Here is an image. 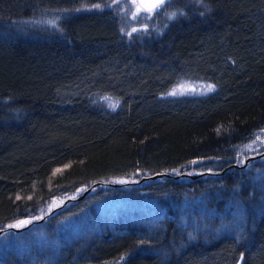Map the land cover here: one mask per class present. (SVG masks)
<instances>
[{
    "label": "trees",
    "instance_id": "1",
    "mask_svg": "<svg viewBox=\"0 0 264 264\" xmlns=\"http://www.w3.org/2000/svg\"><path fill=\"white\" fill-rule=\"evenodd\" d=\"M114 2L0 0V264H264V157L233 166L264 127V0H168L131 36ZM188 79L215 89L163 96Z\"/></svg>",
    "mask_w": 264,
    "mask_h": 264
},
{
    "label": "rangeland",
    "instance_id": "2",
    "mask_svg": "<svg viewBox=\"0 0 264 264\" xmlns=\"http://www.w3.org/2000/svg\"><path fill=\"white\" fill-rule=\"evenodd\" d=\"M119 4L120 12L122 17L125 18L123 24L124 33L128 34H138V33H146L150 28L160 29L163 25V22L166 23L168 19H171L172 14H176V11L173 10L175 7L174 4L169 3V5H163V7L158 8L151 13H146L143 8L137 9L136 5H140L138 0H115L113 4ZM112 5V4H111ZM110 5V6H111ZM135 16V18H133ZM161 19V20H160ZM163 20V21H162ZM165 20V21H164ZM56 16L45 17L43 19H39V24L49 25L50 27H55L57 25ZM137 29V31H133V29ZM129 35V36H131ZM211 86V87H210ZM215 89V85L203 81L198 80H182L176 83L167 93L163 94L164 97H178L184 96L187 94L190 95H205L211 93ZM208 92V93H207ZM172 93H175L174 95ZM205 93V94H204ZM251 145V147H247ZM264 151V127L254 132L253 137L247 142L238 144L233 149V154L236 158V163L242 165L245 159L251 155H255ZM199 163V164H198ZM193 163L192 166L195 168L193 171L186 173L187 177H190L191 174L203 176L205 173H212L213 168H217L218 164L215 162L213 164H205V162ZM198 166V167H196ZM86 190V189H85ZM85 190H80L76 192L72 196H67L69 198L78 199V197L84 195ZM85 197V196H84ZM83 197V198H84ZM66 198V197H65ZM64 199H57L47 209V213H51L54 209L59 208V206L65 203ZM36 217H29L23 220H37ZM18 221L13 222L10 225L16 224ZM29 224V223H28ZM27 225V224H25ZM22 225L21 227L25 226ZM8 240L6 237L0 236V243Z\"/></svg>",
    "mask_w": 264,
    "mask_h": 264
},
{
    "label": "water",
    "instance_id": "3",
    "mask_svg": "<svg viewBox=\"0 0 264 264\" xmlns=\"http://www.w3.org/2000/svg\"><path fill=\"white\" fill-rule=\"evenodd\" d=\"M138 1H139L140 5H143V4H153V3H156V2H157V0H138ZM167 1H168V0H163V5H164ZM157 9H158V8H157ZM154 10H156V9H154ZM154 10H153V11H154ZM261 157H264V151L261 152V153H258V154L251 155V156L247 157L242 165H239V164H237V163H234L233 166H234V167L244 168V167H246L250 162H252L253 160H255V159H257V158H261ZM165 175H166L165 173H157V174H155V175L145 176V177H143L141 180H139L138 182H131V181H128V180L125 181V182H126L127 184L142 183L143 181H146V180L162 178V177H164ZM183 176H187V174H183ZM199 176H200V175H196V174H191V175H190V177L193 178V179L198 178ZM122 183H123L122 181H119V182H117V183H114V186L121 185ZM98 184H99V183H96L95 185H98ZM91 190H92V187H89L88 189L85 190L84 195L78 197V199H76V200H80V199H82V198H83L84 196H86ZM73 200H75V199H73V198L67 199V200L65 201V203L71 202V201H73ZM56 210H57V209H54L52 212H54V211H56ZM43 221H44V217H43V218H40V219H37V220H35L34 222H38V223H40V222H43ZM30 226H31V223H29V224H27V225H25V226H23V227H19V228H13V227H11V230H14V231H16V232H21V231H23V230L29 228ZM2 233H3V230H0V236H1ZM242 261H243V260L241 259V260L239 261L238 264H242Z\"/></svg>",
    "mask_w": 264,
    "mask_h": 264
},
{
    "label": "snow or ice",
    "instance_id": "4",
    "mask_svg": "<svg viewBox=\"0 0 264 264\" xmlns=\"http://www.w3.org/2000/svg\"><path fill=\"white\" fill-rule=\"evenodd\" d=\"M96 7H99V5H97ZM137 9L139 10L140 8H143V10L146 12V13H151L154 9H157V8H161L163 7V0H157L156 3H153V4H143V5H136ZM173 16L175 15L174 13L172 14ZM135 18V16L133 17ZM133 31H137V29H133ZM129 35H131V33H129ZM211 87V86H210ZM173 95L175 93H172ZM247 147H251V145L247 146ZM31 221L29 220H20L18 221L16 224L14 225H9V227H13V228H19L21 227L22 225H25V224H28L30 223ZM241 259H243V257H241Z\"/></svg>",
    "mask_w": 264,
    "mask_h": 264
},
{
    "label": "bare ground",
    "instance_id": "5",
    "mask_svg": "<svg viewBox=\"0 0 264 264\" xmlns=\"http://www.w3.org/2000/svg\"><path fill=\"white\" fill-rule=\"evenodd\" d=\"M157 174V173H156ZM153 175H155V174H153ZM149 176H151V175H149ZM145 177V176H144ZM158 179V178H157ZM151 180H155V179H151ZM14 231V230H13Z\"/></svg>",
    "mask_w": 264,
    "mask_h": 264
}]
</instances>
